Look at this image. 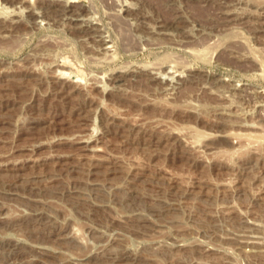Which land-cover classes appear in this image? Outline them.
Returning <instances> with one entry per match:
<instances>
[{
    "label": "rangeland",
    "instance_id": "374dc122",
    "mask_svg": "<svg viewBox=\"0 0 264 264\" xmlns=\"http://www.w3.org/2000/svg\"><path fill=\"white\" fill-rule=\"evenodd\" d=\"M49 1L0 0V264H264V0Z\"/></svg>",
    "mask_w": 264,
    "mask_h": 264
},
{
    "label": "bare ground",
    "instance_id": "6f19581e",
    "mask_svg": "<svg viewBox=\"0 0 264 264\" xmlns=\"http://www.w3.org/2000/svg\"><path fill=\"white\" fill-rule=\"evenodd\" d=\"M76 0H67V2L64 4L63 2H62V0H51V1H49V3L51 4H53V5H56V6H59V7H56L55 8V12H57V13H63L62 15H65L67 18H69L70 20H72V22H74L75 24H77L78 22H80L83 18L81 17V14L79 13V10H76L74 7H72L73 6V3L75 2ZM200 1H204V2H206L207 4L208 3H216V1L215 0H200ZM218 1V0H217ZM230 1V0H229ZM203 2V3H204ZM219 3V5H221V6H225V5H227V4H229L230 2H227L226 0L224 1H218L217 2V4ZM232 3V2H231ZM169 5H170V9L172 10L173 9V11H175V15H176V17H180V18H182L183 17V15H182V13H180V11H178V8L174 5V3L173 2H170V3H168ZM177 4V3H176ZM60 6H61V8H60ZM62 6H63V8H62ZM33 11V10H32ZM32 13V12H31ZM30 15V14H29ZM34 15V14H33ZM84 17V16H83ZM85 18V17H84ZM184 18V17H183ZM230 20V19H229ZM182 21H183V19H182ZM228 21V20H227ZM73 23V24H74ZM145 23V22H144ZM160 23V22H159ZM178 23H180V22H178ZM177 23V24H178ZM157 24V23H156ZM158 25V24H157ZM163 25H165L164 23H163V21H162V24H159V26H163ZM175 25V24H174ZM173 25V26H174ZM155 26V25H154ZM176 27H180L179 26V24L178 25H175ZM157 29V28H156ZM163 29V28H162ZM149 30V29H148ZM164 30V29H163ZM159 31V30H158ZM166 31V30H165ZM160 32V31H159ZM162 32V31H161ZM167 32V31H166ZM158 33V32H157ZM164 33V32H163ZM169 33V32H168ZM88 35V34H87ZM37 177H39L38 175H35V176H33L30 180L33 182V181H37ZM90 184V183H89ZM99 184H100V182H99ZM103 184V183H102ZM101 186H103V185H101ZM89 188V187H88ZM90 189H91V191H93V192H95V194H97L98 192H99V190H100V185L98 186V184L95 182L94 183V185H93V187H91L90 186ZM129 189L127 188V191H128ZM90 191V192H91ZM86 194V193H85ZM99 194V193H98ZM84 196H86V195H84ZM38 202V204L40 205V202H41V206H42V200L39 202V201H37ZM176 203H178V202H176ZM178 205V204H177ZM175 206V205H174ZM173 206V207H174ZM43 207V206H42ZM39 209V211H38V213L39 212H41L43 215H47V217H48V215L50 216L51 214L48 212L49 210L47 209V212L46 211H44L42 208H40V207H38ZM164 208V207H163ZM167 208H168V206H167ZM175 208H176V206H175ZM175 208H173V209H175ZM41 209V210H40ZM133 209H134V207H133ZM138 209H139V207H138ZM172 209V210H173ZM141 210V209H140ZM136 211H138L137 210V208H136ZM166 211V210H165ZM167 211H169V210H167ZM37 212V211H36ZM171 212V211H170ZM37 213V214H38ZM40 213V214H41ZM133 213H135L134 211H133ZM39 214V215H40ZM139 214V213H138ZM42 215V217L44 218V216ZM52 216V215H51ZM137 216V218H138V215H136ZM142 215L140 214V217H141ZM139 217V218H140ZM143 217H145V216H143ZM46 218V217H45ZM47 219H49V218H47ZM144 220V219H143ZM139 221V220H138ZM148 222V221H147ZM141 223H142V220H141ZM149 223V222H148ZM146 224V223H145ZM149 225V224H148ZM146 226V225H145ZM148 229H150V228H148ZM149 234V233H148ZM244 236V235H243ZM44 246V245H43ZM38 247V246H37ZM41 248V247H40ZM45 248H46V246H45ZM49 248V247H48ZM47 248V249H48ZM44 250V249H43ZM202 250V249H201ZM40 251H42V249L40 250L39 249V253H40ZM45 251V250H44ZM6 252V251H5ZM47 252V251H46ZM45 252V253H46ZM51 252V251H50ZM6 253H8V251L6 252ZM14 253V252H13ZM13 253H11V254H13ZM42 253V252H41ZM48 253V252H47ZM55 253V252H54ZM108 253V255H110L109 254V252H107ZM0 254H2V253H0ZM4 254V253H3ZM15 254H17L16 252H15ZM43 254V253H42ZM48 254H50V253H48ZM52 254H53V252H52ZM51 254V255H52ZM47 255V254H46ZM50 255V256H51ZM103 255V254H102ZM107 255V256H108ZM3 256V255H2ZM2 256H0V260L2 261L3 259L2 258H4V257H2ZM7 256V255H6ZM41 256V255H40ZM39 256V257H40ZM48 256V255H47ZM99 256V255H98ZM111 256V255H110ZM124 256V255H123ZM2 257V258H1ZM12 257V256H11ZM25 257V256H24ZM76 256H74V258H75ZM80 257V256H79ZM84 257V256H83ZM92 257V256H91ZM94 257V256H93ZM8 258V257H7ZM14 258H16V257H14ZM80 258H82V257H80ZM94 258H97L96 256L94 257ZM93 258V259H94ZM101 258V257H100ZM100 258L98 259V260H100ZM103 258V257H102ZM110 258V257H109ZM127 258H128V256H127ZM40 259V258H39ZM46 259H48V257L46 258ZM86 259V258H85ZM125 259V258H124ZM7 260V259H6ZM15 260V259H14ZM17 260H19V259H17ZM42 261H44L45 259L43 258V259H41ZM40 260V261H41ZM75 259H73L72 261H74ZM78 260V259H77ZM102 260V259H101ZM100 260V263H102V261ZM103 260H105V259H103ZM110 260V259H109ZM121 260V259H120ZM119 260V261H120ZM5 261V260H4ZM9 261V260H8ZM12 261V260H11ZM49 261H50V259H49ZM82 261V260H81ZM91 261V260H90ZM106 261H108V260H106ZM105 261V262H106ZM112 261V260H111ZM124 261V260H123ZM10 262V261H9ZM16 262V261H15ZM18 262V261H17ZM45 262V261H44ZM47 262V261H46ZM75 262V261H74ZM85 262V261H84ZM98 262V261H97ZM96 262V263H97ZM5 263H7L6 261H5ZM86 263V262H85ZM92 263V262H91ZM120 263V262H119ZM123 263V262H122ZM127 263V261L124 263V264H126ZM4 264V263H3ZM76 264H80V262H79V260H78V263H76ZM81 264H83L82 262H81ZM90 264V263H89ZM92 264H94V263H92ZM106 264H108V262H106ZM128 264V263H127Z\"/></svg>",
    "mask_w": 264,
    "mask_h": 264
}]
</instances>
